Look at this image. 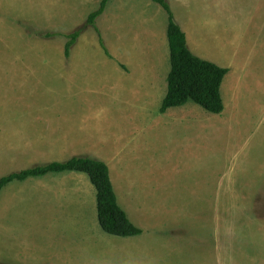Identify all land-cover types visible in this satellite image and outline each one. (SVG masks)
Listing matches in <instances>:
<instances>
[{"label":"rangeland","instance_id":"374dc122","mask_svg":"<svg viewBox=\"0 0 264 264\" xmlns=\"http://www.w3.org/2000/svg\"><path fill=\"white\" fill-rule=\"evenodd\" d=\"M101 1L0 0V178L102 160L142 236L101 228L87 174L51 173L3 189L0 264H264V0H168L190 49L229 68L221 114L161 112L168 15L152 0H110L67 57Z\"/></svg>","mask_w":264,"mask_h":264},{"label":"trees","instance_id":"16d2710c","mask_svg":"<svg viewBox=\"0 0 264 264\" xmlns=\"http://www.w3.org/2000/svg\"><path fill=\"white\" fill-rule=\"evenodd\" d=\"M160 4L168 14V40L171 54V70L168 75V90L161 112L172 107L184 106L192 101L205 110L221 114L225 110L222 85L229 68L196 55L189 47L186 33L175 21L168 0H152ZM110 0H102L99 9L92 12L86 24L75 32L67 34L66 56L76 44L82 32L89 26H96L97 19L104 13ZM59 33H48L55 36ZM67 171L83 172L89 175L97 190L99 222L103 230L116 236H135L143 233L119 205L110 168L106 162L88 156H76L67 161H53L13 172L0 178V195L5 186L13 181H25L31 177H44L51 173Z\"/></svg>","mask_w":264,"mask_h":264},{"label":"crops","instance_id":"0c3cea01","mask_svg":"<svg viewBox=\"0 0 264 264\" xmlns=\"http://www.w3.org/2000/svg\"><path fill=\"white\" fill-rule=\"evenodd\" d=\"M102 2V1H101ZM154 2V1H153ZM156 3V2H155ZM99 9V8H98ZM107 9V8H106ZM106 11V10H105ZM168 15V14H167ZM168 25H169V18H168V24H167V39H168ZM182 28V27H181ZM183 29V28H182ZM184 31V30H183ZM185 32V31H184ZM186 33V32H185ZM186 36H187V33H186ZM100 41H101V43L103 44V39L100 37ZM187 41H188V37H187ZM168 42H169V40H168ZM169 45V44H168ZM169 50H170V45H169ZM170 59H171V54H170ZM212 62H213V60H211ZM123 65H124V69H125V71L126 72H130V68H129V65H128V63H122ZM217 64V63H216ZM142 66V65H141ZM147 69H150V67H147ZM171 70V69H170ZM136 71H135V68H134V70L131 72V73H135ZM170 73V72H169ZM152 74H153V70H152V72H151V70H147V71H144V73H143V75L141 74V79H145V77L147 78V79H150L151 78V76H152ZM168 79V78H167ZM156 80H157V78H156ZM163 103V102H162ZM186 106V105H185ZM185 106H182V107H185ZM162 107V106H161ZM181 107V106H180ZM193 109H195V108H192V107H190V106H188V107H186V108H184V109H180L179 110V112H181L184 116L185 115H189V116H192L193 114H194V112H193ZM199 117H196V119H198ZM203 118V116L201 117V119ZM195 119V118H194ZM192 122H196V121H192ZM202 123H205V122H203L202 121ZM51 128H55V129H57L58 131L60 130V132H59V134H58V137H57V140H62V139H65L66 137V135H67V140L69 141V140H72V139H70V137H71V135L69 134V128H65L63 125H59V124H54V125H51L50 126ZM46 128H49L48 126H46L45 124H38V125H36V127H33V129L32 130H34V131H39V130H43V129H46ZM64 137V138H63ZM80 143V142H79ZM77 144L78 143H75V142H73V140L72 141H69L68 143H67V145H69V146H77ZM73 157H76V156H73ZM72 157V158H73ZM71 159V158H70ZM69 160V159H68ZM66 161V160H65ZM53 162V161H52ZM34 167V166H33ZM31 168V167H30ZM25 169H27V168H25ZM67 172H75V173H77V174H75V176H81V178H85V177H83L81 174H83V172H76V171H67ZM61 173H63V172H61ZM11 174V173H10ZM54 174H56V173H54ZM86 174V173H85ZM88 175V174H87ZM88 177H89V175H88ZM76 179H79V178H76ZM89 179H90V177H89ZM112 179V178H111ZM90 181H91V179H90ZM113 182V181H112ZM12 183V182H11ZM10 184V183H9ZM93 184V183H92ZM6 187V186H5ZM4 187V188H5ZM95 187V186H94ZM3 188V189H4ZM71 190H74V191H78V192H82V189H81V187L80 186H75V187H72V188H70ZM96 189V188H95ZM2 192H3V190H2ZM2 192H1V194H2ZM115 192H116V189H115ZM1 196V195H0ZM117 197H118V195H117ZM96 202H97V190H96ZM118 202H119V198H118ZM92 203V202H91ZM119 205H120V203H119ZM121 206V205H120ZM122 207V206H121ZM90 208H91V204H90ZM123 209V208H122ZM4 210V209H3ZM124 210V209H123ZM125 211V210H124ZM126 212V211H125ZM0 213H2V211H0ZM127 213V212H126ZM97 214H98V204H97ZM128 215V214H127ZM129 217V216H128ZM98 220H99V215H98ZM99 224H100V222H99ZM101 226V225H100ZM102 228V227H101ZM140 228V227H139ZM103 229V228H102ZM112 235V234H111ZM114 236H116V235H114ZM141 236H142V233L141 234H139V235H135V236H127V237H124V236H117V237H122L121 239H120V241H122V242H124L125 244H131L132 246H133V242L136 240V239H138V238H141Z\"/></svg>","mask_w":264,"mask_h":264}]
</instances>
